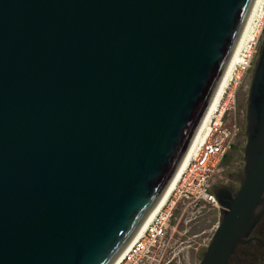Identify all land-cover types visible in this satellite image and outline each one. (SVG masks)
<instances>
[{
    "label": "water",
    "instance_id": "obj_1",
    "mask_svg": "<svg viewBox=\"0 0 264 264\" xmlns=\"http://www.w3.org/2000/svg\"><path fill=\"white\" fill-rule=\"evenodd\" d=\"M254 0H0V264H112L181 162ZM244 177L199 264L264 216V38Z\"/></svg>",
    "mask_w": 264,
    "mask_h": 264
},
{
    "label": "built area",
    "instance_id": "obj_2",
    "mask_svg": "<svg viewBox=\"0 0 264 264\" xmlns=\"http://www.w3.org/2000/svg\"><path fill=\"white\" fill-rule=\"evenodd\" d=\"M263 29L264 11L252 37L239 51L240 62L234 67L229 85L211 114L203 142L193 152L169 196L114 264H183L184 254L177 256L183 248L170 245L179 225L182 223L184 226L180 232L183 235L202 220L210 222L216 211L220 216L212 186L220 176L226 154L234 145L237 132L234 106L236 83L241 76L251 75ZM226 121L230 122L226 124ZM218 222L219 219L212 224L208 235L200 237L205 231L193 235L198 238L196 249L200 246L206 248ZM179 239L174 240V243H178Z\"/></svg>",
    "mask_w": 264,
    "mask_h": 264
},
{
    "label": "bare ground",
    "instance_id": "obj_3",
    "mask_svg": "<svg viewBox=\"0 0 264 264\" xmlns=\"http://www.w3.org/2000/svg\"><path fill=\"white\" fill-rule=\"evenodd\" d=\"M264 11V0H254L252 7L250 9L248 18L245 22V25L242 29V32L239 36V39L235 45V48L232 52V55L229 59V62L224 70V73L216 87V90L211 98V101L203 115V118L181 160L179 163L175 173L173 174L172 178L170 179L169 183L165 187L162 195L160 196L157 203L153 206V208L150 210V212L147 214L145 219L142 221L134 235L131 237L129 242L126 244V246L123 248V250L120 252L118 257L115 259V261L121 257L129 245L132 243V241L143 231L145 225L149 222L151 217L155 214V212L158 210V208L163 204V202L166 200V198L169 196L170 192L173 190L181 172L183 171L185 165L187 164L188 160L192 156L193 152L197 148L199 144L203 142V139L206 136V132L208 130V122L211 118V114L214 112V110L217 108L218 104L220 103L222 96L224 95L229 82L232 78V74L234 71V67L240 62L239 58V51L241 48L250 40L252 37V33L258 23V21L262 18ZM114 261V262H115ZM114 262L112 264H114Z\"/></svg>",
    "mask_w": 264,
    "mask_h": 264
},
{
    "label": "rangeland",
    "instance_id": "obj_4",
    "mask_svg": "<svg viewBox=\"0 0 264 264\" xmlns=\"http://www.w3.org/2000/svg\"><path fill=\"white\" fill-rule=\"evenodd\" d=\"M264 38V29L259 37V46ZM256 57V56H255ZM255 59V58H254ZM251 75H243L241 76L238 82L236 83V95H235V103L234 106L236 108V128L240 125V127L243 129L245 124V98L247 95V90L250 82ZM237 94L239 97V104L237 103ZM230 121H226L225 123L228 124ZM246 137L242 135L241 137L234 138V148L229 152L230 159L232 160V164L229 166V168H236L239 170V168H243V149L246 144ZM222 174V171L220 175ZM223 175V174H222ZM219 177V176H218ZM217 177V179H218ZM219 214L216 211L214 214L213 219H211L210 222H207L206 220H202L200 223H198L194 228L191 229L190 232H187L183 235L180 234V232L183 231L184 226H182V223L177 228V232H175L172 236L170 245L177 246L179 245V249L181 247L183 249L180 250V252L177 254V256H181L184 254V261L183 264H199L202 253L205 250V247H199L198 249L195 248L197 246L198 238L193 237L196 233H201L205 231L204 234H201L200 237H203L204 235H208L211 229V226L213 223L218 221ZM178 237H180L179 242L182 241V244L174 243V240H176ZM201 242V241H200ZM177 250H175L176 252Z\"/></svg>",
    "mask_w": 264,
    "mask_h": 264
},
{
    "label": "flooded vegetation",
    "instance_id": "obj_5",
    "mask_svg": "<svg viewBox=\"0 0 264 264\" xmlns=\"http://www.w3.org/2000/svg\"><path fill=\"white\" fill-rule=\"evenodd\" d=\"M246 98L245 124L243 129L240 127V125L238 126L237 132L235 134L236 138L241 137L242 135L246 137ZM236 99L237 103L239 104L238 94ZM233 148L234 145L232 146L231 150ZM229 152L226 154L225 159L223 161V175L221 174L218 179L215 180L212 189L216 192H220L223 194L228 192L231 196H234L238 191V188L240 187V184L243 180L244 172L243 168H239V170L236 168H229V166L233 163L230 159ZM250 236L258 238L259 241L255 240L248 244L241 245L240 247H238L236 255L231 258L229 264H264V216L262 217L258 225L255 227V229L252 231Z\"/></svg>",
    "mask_w": 264,
    "mask_h": 264
}]
</instances>
